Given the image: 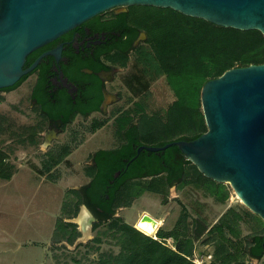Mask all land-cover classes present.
Here are the masks:
<instances>
[{"label": "trees", "instance_id": "trees-1", "mask_svg": "<svg viewBox=\"0 0 264 264\" xmlns=\"http://www.w3.org/2000/svg\"><path fill=\"white\" fill-rule=\"evenodd\" d=\"M126 8V11L117 15V29L115 28L122 37L126 36L125 41L119 45V64L121 66L127 64L128 56L125 49L131 47L140 32L146 34V39L134 51L136 61L134 71L125 76V82L135 96L147 97L151 78L164 75L176 96V100L167 108L164 116L154 114L140 118L135 139L137 145L163 146L176 140L199 137L207 131L201 104V90L204 84L230 68L264 63V34L258 29L241 30L225 27L202 18L185 15L172 8L151 5H131ZM143 107L140 104L138 109ZM7 120L0 117V132L12 134L13 138L17 137L16 141L23 145L39 144L41 127L24 125L15 129ZM130 120L131 117L128 116L118 119L117 128L115 127V137L118 141H128L124 131ZM148 120L151 121V125ZM102 126L103 121L95 123L90 129L94 132ZM142 132L148 138L147 144L142 141L144 138ZM1 143L4 146L7 140ZM2 145L0 179L10 180L16 169L10 160L12 149L10 147L6 149ZM69 154L70 148H65L59 154L52 152L47 154L42 161L43 169H39V172L52 177L51 170ZM146 154L151 155L153 166L162 159L166 161V175L169 181L180 177L181 186L191 184L201 187L221 203L230 198L231 186L206 177L195 164L184 157L177 145L157 152L146 150ZM161 179L165 180L164 177L154 178L141 183V186H124L121 192L110 195L112 209L104 206L100 198L97 199L99 201L85 200L78 188L69 190V194L72 193L74 198L63 204L62 213L65 217L76 216L80 204L85 203L99 215L94 229L103 224L105 219L109 220L105 229H100L93 239L94 245L89 247L98 249L95 244L102 243L104 237L108 236L112 237L119 247L117 252H102L98 259H92L90 264H195L188 257H193L196 241L203 234H208L203 244L214 245L211 264H243L242 260L236 258L237 250L231 249L232 241L228 235L237 238L241 236L240 222L244 214L254 218L258 227L252 233L241 236V240H245V244H241V249L249 257L259 259L264 257V221L249 209L230 207L208 229L206 222L200 217L189 223L190 213L183 206L174 228L165 230L159 227L156 233L159 239H172L174 247L137 229L121 216H114L117 208L130 206L134 199L144 192L165 195L162 186L165 182L162 183ZM163 202H167V197H164ZM79 235L76 223L59 219L52 238L55 242L65 240L74 243ZM76 263L80 264L78 261Z\"/></svg>", "mask_w": 264, "mask_h": 264}, {"label": "rangeland", "instance_id": "rangeland-1", "mask_svg": "<svg viewBox=\"0 0 264 264\" xmlns=\"http://www.w3.org/2000/svg\"><path fill=\"white\" fill-rule=\"evenodd\" d=\"M135 62V53H132L126 66L129 67ZM131 71H134L133 67ZM123 77L124 74L118 75V81ZM30 82L26 81L8 93L0 91V117L8 119L7 121L15 129L36 123L35 113L29 108ZM123 92L125 101L118 105L119 110L130 107L135 112L137 122L140 120L142 111L146 116L154 114L164 116L167 108L176 100L164 75L151 78L147 97L134 96L131 90H123ZM140 104L144 106L142 109H138ZM114 114L105 118L103 126L94 132L89 128L90 119H76L75 124L68 130L78 129V138L72 139L70 154L67 158L68 165L60 162L58 168L52 172V177L39 172V169H43L42 161L47 156L46 147L42 144V136L37 145H23L17 142V137L14 139L12 134L0 132V146L1 141L7 140L2 147L12 149L10 160L16 167L10 180L0 179V264H77V261L80 264H90L92 259H98L104 251H118L119 247L110 236L104 237L102 243L95 244L99 247L98 249L89 247L94 245L93 239L98 231L105 229L108 219H105L97 229H93L87 239L78 242L82 238L84 229L76 219L82 212L83 205L87 204H80L77 215L72 218H67L62 213L63 204L74 198L72 193L69 194V190L79 189L88 182V178L83 174L85 160L90 157L88 155L98 148H111L117 144L118 139L115 137L113 124ZM148 122L151 125V121L148 120ZM142 135L144 136L142 141L147 144L148 138L143 132ZM68 139V134L61 136V142ZM60 145L55 143L50 153L59 154L62 147ZM174 195L177 197L173 198ZM168 196L167 203H164L165 195L144 192L134 199L130 206L119 208L114 216H121L127 223L136 227V222L142 217L141 215L147 213L156 220L162 221L160 227L171 230L185 206L190 213L189 223H192L196 217H200L209 229L230 207L248 209L233 189L225 203L217 201L205 189L191 184L179 185L177 189L172 188ZM87 207L94 214L88 205ZM59 219L77 224L80 235L74 243L53 240V231ZM256 227H258L256 220L244 214L240 222L241 236L252 233ZM241 236L237 238L228 235L232 241L231 249L238 252L236 258L242 260L244 264H264V258H250L243 252L241 244L244 245L245 240H241ZM207 237L208 234H203L196 241L198 249L203 252H213L212 243L208 246L203 244V240ZM171 241L174 245V241Z\"/></svg>", "mask_w": 264, "mask_h": 264}, {"label": "water", "instance_id": "water-1", "mask_svg": "<svg viewBox=\"0 0 264 264\" xmlns=\"http://www.w3.org/2000/svg\"><path fill=\"white\" fill-rule=\"evenodd\" d=\"M131 5L172 8L217 25L264 34V0H0V89L14 86L48 54L25 68L33 51L99 14ZM201 104L207 131L191 140L143 145L139 151L177 145L206 177L230 184L264 221V63L233 67L208 80ZM83 206L91 214L90 234L94 215ZM140 220L157 225L147 213ZM87 238L83 232L78 242Z\"/></svg>", "mask_w": 264, "mask_h": 264}, {"label": "flooded vegetation", "instance_id": "flooded-vegetation-1", "mask_svg": "<svg viewBox=\"0 0 264 264\" xmlns=\"http://www.w3.org/2000/svg\"><path fill=\"white\" fill-rule=\"evenodd\" d=\"M126 10L116 8L99 14L33 51L27 56L25 68L30 67L42 54H48L14 86L0 90L8 93L24 82L31 81L29 108L37 118L32 126L42 128L39 134L46 147V155L55 143L62 145L59 153L71 147L72 139L78 138V129L68 130L78 118L90 119L89 128H92L95 123L115 113L113 124L117 128L119 118L131 117L124 131L127 142L118 141L111 148H98L85 160L83 174L88 182L79 188L80 193L85 200L96 201L100 198L108 209L113 208L110 195L121 192L126 185L141 186V183L164 177L165 180L161 179V182H165L162 186L165 197L169 198L170 190L177 189L181 183L180 177L169 181L164 159L153 166L151 155L146 154L144 149L139 151L144 144L137 145L135 141L138 122L134 110L130 107L119 110L118 105L125 101L123 90H130L125 76L131 74V68L135 66H121L118 60L119 45L125 41L126 36L122 37L116 30L117 15ZM142 33L136 36L131 47L125 49L128 58L146 39L142 38ZM121 74L124 77L118 81L117 76ZM140 113L139 119L145 115L143 111ZM64 134H68L69 139L61 142ZM67 158L62 160L66 165ZM57 166L51 171L54 172ZM93 215L91 232L99 220V215L95 212Z\"/></svg>", "mask_w": 264, "mask_h": 264}, {"label": "bare ground", "instance_id": "bare-ground-1", "mask_svg": "<svg viewBox=\"0 0 264 264\" xmlns=\"http://www.w3.org/2000/svg\"><path fill=\"white\" fill-rule=\"evenodd\" d=\"M238 198L241 202H243V200L239 196H238ZM90 218H91L90 212L84 207L82 209V212L80 213L79 217H77V219H76L80 223V225L83 227L84 233H85V235H87V237L89 234ZM160 225H162L161 220H157V225L153 226V227L149 226L146 222H143L140 219L136 222V227L148 235H154L156 233L157 229L160 227Z\"/></svg>", "mask_w": 264, "mask_h": 264}, {"label": "built area", "instance_id": "built-area-1", "mask_svg": "<svg viewBox=\"0 0 264 264\" xmlns=\"http://www.w3.org/2000/svg\"><path fill=\"white\" fill-rule=\"evenodd\" d=\"M156 233L150 236H153L155 239H159ZM159 240L163 241L164 243L168 242L166 244L174 247L171 239H159ZM188 258L191 259L195 264H210L213 258V254L212 252H203L200 249L195 248L193 257L192 258L188 257Z\"/></svg>", "mask_w": 264, "mask_h": 264}, {"label": "crops", "instance_id": "crops-1", "mask_svg": "<svg viewBox=\"0 0 264 264\" xmlns=\"http://www.w3.org/2000/svg\"><path fill=\"white\" fill-rule=\"evenodd\" d=\"M151 216H152V215H151ZM158 229H159V228H158ZM158 229H157V230H158ZM173 246H174V245H173ZM206 246H208V245H206ZM195 248L198 249V244H197V243H196V247H195ZM250 258H252V257H250ZM263 258H264V257H263ZM263 258H262V259H263ZM210 264H211V263H210ZM243 264H244V263H243Z\"/></svg>", "mask_w": 264, "mask_h": 264}]
</instances>
